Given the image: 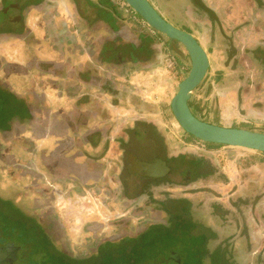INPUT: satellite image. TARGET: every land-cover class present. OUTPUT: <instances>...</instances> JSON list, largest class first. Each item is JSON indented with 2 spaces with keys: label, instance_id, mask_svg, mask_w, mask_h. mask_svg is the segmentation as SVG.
Here are the masks:
<instances>
[{
  "label": "flooded vegetation",
  "instance_id": "obj_1",
  "mask_svg": "<svg viewBox=\"0 0 264 264\" xmlns=\"http://www.w3.org/2000/svg\"><path fill=\"white\" fill-rule=\"evenodd\" d=\"M83 1L88 2V0ZM200 1L212 11L214 17L195 0H172L177 5L178 12L187 15V26L190 28L182 29L156 10L174 26L192 35L195 26L200 23L206 26L207 35L216 29L220 36L218 43L222 46L228 44L232 55L237 57L240 52H244L251 55L252 61L259 64L260 68H264V0H251L249 11L247 8L244 12L241 10L242 15H247L244 19L248 18V22L233 27L225 26L219 20L221 17L224 19V15L227 17L230 11V6L227 7L228 4H225L226 0ZM43 2L45 0H9L6 3L5 0H0V48L12 38L18 39L24 47L22 54L26 57L23 65H16L6 60L0 52V186L4 185L3 188L9 193L12 189L16 190V187L20 188L21 194H24V201H28L35 209L33 212H35L36 232L39 234L37 237L48 247L55 246L60 254L67 257L68 253L64 248L65 229L53 204L59 195L58 190L61 191V187H70L67 185L73 182L70 185L78 202L82 191L95 196V188L99 189L97 184L106 185L109 179H116L119 185L116 194L120 196L126 207L140 200L138 211L150 206L151 213L156 212V216L154 215L150 223L131 239L130 247L127 245L128 241H125L127 236L120 234L121 237L115 240L101 241L97 245L98 248L95 247L94 250L87 252L84 257H71V259L79 262L105 256L116 258L133 255L134 246L151 234H157L161 240L156 241L155 247L149 250L141 247L142 251L137 253L143 254L142 262L139 264H264V183L258 186L251 176V171L238 174L236 181V178H231L222 171L210 157L193 147H186L178 151L179 153L172 152L168 147L166 134L150 119L145 122L144 119L136 117L131 125H123L124 115H119L117 112L122 107L123 100L130 101L131 105L136 107L138 105H144L148 109L151 107V103H144L131 90L129 92L126 84L118 83L117 78H121L120 75L125 72L127 65L133 64L138 69L150 65H162L164 52L153 36L141 34L132 36L133 32H129L131 36L126 41L128 36L125 32L128 31L121 30L112 35L111 41H107L106 46H101L98 53L86 59L87 62L81 63V73L86 78L87 90H90L88 91L90 93H85L90 99L86 102L93 110L87 108L81 116H75L74 120L65 121L62 117L59 119L60 123L58 120L56 123H48L49 108L45 102V92L40 85L43 84L44 77L50 76L51 83L56 84L58 89L64 69L57 58L45 60L35 56L36 46H43L42 43H49V40L44 38L43 27L37 25L42 31L41 36L33 32L35 29L28 26L26 20L29 11L41 9ZM149 2L151 3L150 0ZM86 6L92 14L94 7L88 4ZM73 11L76 20L71 23L70 28L75 30L80 28L81 15L76 5ZM241 14L239 13L238 16L241 17ZM85 15L88 17V12ZM94 16V22L100 20L96 15ZM228 17L230 19L236 16L232 14ZM60 23L59 21L54 41L59 43L62 51L64 43L69 42V39H65L66 35L63 32V30L66 32L67 25ZM90 25L92 26L91 21ZM251 26L256 31L259 29L260 33L248 31ZM86 27L88 29H85L89 30L90 27ZM155 32L161 36L160 32L156 30ZM238 34L245 36V40L243 36L242 41L236 40L235 36ZM194 38L205 50L210 67L209 51L199 41L200 39L195 36ZM172 40L166 39L177 45L176 41ZM186 56L189 59L188 55ZM172 57L174 63L166 67L171 70L178 65L176 57ZM77 70L76 75L74 74L76 77L80 75L78 66ZM14 74L20 76L14 77ZM8 78L18 84L25 82L26 88L20 92L14 90ZM58 93L60 94L61 90ZM102 96L104 98H101ZM188 105L190 107V99ZM78 108L76 106L74 110L78 111ZM64 123L75 131L80 127L82 129L91 127V133H84L82 139L92 137L93 134L98 136L95 143L85 141L92 146V150H97L95 157L87 156L88 151L85 150L84 161L72 162L71 157L63 156V144L60 141L56 143L57 146H53V149L42 152L39 147L32 146L29 140L25 139L24 134L32 132L33 129L41 128L46 133L54 128L62 129ZM118 128L123 129L125 136L110 137L109 132ZM188 136L192 135L188 134ZM111 142L120 146V162L105 159L110 147H114L110 146ZM74 143L76 142L73 141ZM149 152L152 153V157L148 159L141 157ZM131 157L134 161L141 162L160 159L169 170L158 177L134 173L130 170ZM72 158L76 159L77 156ZM114 163L116 166L112 167ZM221 185L228 187L224 190L220 188ZM106 187H103L106 188V195L113 197L117 190L109 185ZM6 195L12 196L11 193ZM168 201L180 202V204L170 205ZM3 204L4 201L0 199V238L3 240L0 241V264H25L27 255L22 241L19 238L17 241L14 238H7L8 235L1 228L2 214H6ZM123 219L125 217L112 224L120 229V233L126 230L125 226H121ZM23 220L32 223L28 217ZM93 221L87 224L85 229L88 233L96 235L103 226L96 219Z\"/></svg>",
  "mask_w": 264,
  "mask_h": 264
},
{
  "label": "rangeland",
  "instance_id": "obj_2",
  "mask_svg": "<svg viewBox=\"0 0 264 264\" xmlns=\"http://www.w3.org/2000/svg\"><path fill=\"white\" fill-rule=\"evenodd\" d=\"M150 1L166 19L177 24L182 29L190 28L187 26V15L184 12H178V7L172 0ZM227 7H229V4ZM249 7V3L244 4L242 11L244 12L246 8L248 11ZM123 9H125V5L122 7V12L124 13ZM126 13H128L127 15H130V17L134 16V22L142 21L138 14ZM243 15L247 17L246 14ZM224 16V19L221 17L219 20L225 26L228 25L233 27L236 24L248 22V18L241 19L240 15L230 19L227 18L226 15ZM245 27L247 28V25ZM195 28L194 31L199 28V39L203 46L209 51L210 67L202 82L192 92L190 98L191 110L198 118L210 123H220L233 127L246 126L245 128L264 132V68H260L258 66L259 64L252 61L250 58L251 55L249 56L244 52H240V55L237 57L232 55L228 44L222 46L218 43L220 36L216 29H213L210 35H207V28L205 25L200 23L195 26ZM248 31H253L257 34L260 33L258 29L256 31L252 26ZM196 34L198 33L196 32ZM141 35L153 36L154 34L144 32ZM160 35L162 39H167L163 34ZM242 36V34H238L235 38L236 40L242 41L243 38L245 40V36H243V38ZM175 43H177L178 49L183 51L181 55L184 58L183 61H185V68L178 71V73H175V69H170L174 72L173 75H171V73L169 74L171 76V81H166V88H164L166 90L159 97L151 98L149 92H145L144 96H142L139 93L137 94L135 90L133 91L142 102L151 103L149 109L144 105H138L137 107L133 106L130 101L123 100L122 107L117 110L118 113H121L120 115H124L125 121L123 125H131L133 119L136 117L144 119L145 122L147 119H150L166 134L168 147L172 152L184 150L186 147H193L203 155L210 157L221 167L222 171L230 175L231 178H236V181H238V174L251 171V176L258 186H260L261 183H264V152L230 145L208 144L205 142L202 143L203 145L198 144L199 139L188 136L174 118L169 107V101L177 90L178 82L187 74L190 67V60L186 56L187 53L185 49L178 41ZM170 54L177 57L180 53L170 49ZM155 70L160 71L158 68ZM123 81L126 82L125 79ZM126 84L128 87L130 86L128 82H126ZM122 130L123 129L120 128V130L117 131V136H125ZM188 141H191V143H188ZM151 154L152 153L149 152L146 153V155H141V157L148 159L153 156ZM183 154L185 153L183 152ZM108 158L112 159L113 162L118 160L120 162L121 151L118 143H115V146L107 153V158L105 159ZM115 166L116 164L114 163L112 167ZM3 183L6 184V182ZM72 183L73 182L70 184ZM70 184L67 185L70 187H61V191L58 190L59 195H57L53 203L56 213L65 229L66 245L64 248L68 253L67 257L70 259L71 257L82 258L87 252L94 250L101 241L107 239L115 240L121 237V235L127 236L125 241H128L127 245L130 247L131 239L135 237L139 231H142L156 214V212L151 213L150 206L145 207L144 210L138 211L140 200L126 207L120 196L116 194L119 189L116 179H109L106 185L104 183L97 184L101 190L95 188V196H90L82 191V195L79 197L78 202H76L77 197L76 194L73 193V188H71L72 186ZM107 185L117 190L113 197L106 195ZM3 186L4 185L0 186V196H2L0 199L4 201L3 210L6 215L13 220L12 224L10 222L11 225L7 224L13 227L11 230L12 233L7 236V238H14L16 241L18 240L17 238H19L20 241H22L21 238L17 236V234H19L24 235L26 238H30L24 241H30L32 240L31 238L35 240L34 237H37L35 225H29L31 221L27 223V221L23 220L25 217H28L33 222L35 220V212H33V210L35 209L28 201H24V194H21L20 188L16 187V190L12 189V191H10L12 196L10 197L6 195L10 193L7 192ZM227 187L228 186H220V188H224V190L227 189ZM6 197H9V199H6ZM167 203L170 205L180 204V202L174 201H168ZM92 214H94V216ZM124 217L125 219L121 222V226H125L126 230H122V233H120V229L112 224H115ZM93 218L102 223L103 226L96 235L88 233L85 229L87 224L94 222ZM7 231L11 232L9 229ZM0 241L3 240L0 238ZM38 248L43 250L41 245ZM56 249L58 250V248Z\"/></svg>",
  "mask_w": 264,
  "mask_h": 264
},
{
  "label": "crops",
  "instance_id": "obj_3",
  "mask_svg": "<svg viewBox=\"0 0 264 264\" xmlns=\"http://www.w3.org/2000/svg\"><path fill=\"white\" fill-rule=\"evenodd\" d=\"M8 1L9 0H5V3ZM119 1L120 0H88L86 3L83 0H45L41 9H31L27 14L26 24H29L28 26H31V28L35 29L33 32H36L37 34L39 33L40 35V32L42 31L37 28V25H39L40 28L43 27L42 29L44 31V38L49 40V43H42L43 46H36L34 49L36 50L35 56L38 59L45 60H56L57 58V60H60L62 63L61 66L64 69V75H61V78L63 77V79L60 81V86L58 89L56 88V84L51 83L49 79L50 76L44 77L43 84L40 85L41 88L43 87L45 92V102L49 108L47 112L49 115L48 123H56V120L59 121V119H62V117L65 118V121L74 120L75 116H81L82 112L86 111L87 108H89V110H93L92 106L87 105L86 102L90 99L87 97V95H85V93L90 90H87L85 82L86 78H84L83 73H81V63L87 62L86 59H89L93 57L95 53H98L101 46H106L107 41H111L110 38L112 35L119 33L121 30L128 31L125 32V35L128 36L125 39L126 41L128 40L127 38H130L131 36V33L129 32H133L132 36L140 35L144 32L154 34L153 37L159 42V46L164 52L162 56V65L160 66L156 64L150 65L146 68L140 67V69H138L137 66H133L132 64L125 67V72L120 75L121 78H117L119 80L117 82L122 83V85L128 82L130 86H127V90H131L132 92L135 90L137 94L139 93L142 96H144L145 92H149V96L151 98L159 97L161 94H163L166 90L164 89L166 88V81H171V76L169 74L171 73V75H173L174 73L170 69L166 68L168 67L166 64L167 58L172 57L170 54V49L180 53L176 57L178 65L175 68V73H178V71L185 68V61H183L184 58L181 55V52L183 51L178 49L177 45H173V42L166 41L156 33H153L155 31L148 27L141 17V22H134V16L130 17V15H127L128 13H126L127 11H125V9H123L125 14L122 12V6ZM251 2V0H226L225 4H229V6H231L228 16H232L233 14L238 17V14L242 13L241 10L244 8V4H250ZM86 4L94 7L92 9V14L96 15V17H98L100 20L96 18V22L93 21L95 16L90 14L89 8L86 6ZM54 5L55 8H53ZM75 5L78 8L79 15H81V21L80 28L78 27V29L73 30L70 28V25L76 20V17L73 15V8ZM87 12L90 19L86 17L87 15H85ZM242 18L246 17L242 15L241 19ZM59 21L61 22L60 24L65 23V25H67L66 32L64 30L63 32L64 35H66L65 39H69V42L66 41L64 43L62 51L60 45H58L59 43L54 41V36L56 35V32L59 28ZM90 21L92 26L90 25ZM52 22H54L55 25ZM100 22L102 23L100 24ZM86 26L90 27L89 30H86L88 29ZM54 29H56V31H54ZM195 32H193V35L199 40L200 30L197 29ZM3 45L4 46L0 48V52L4 55L6 60H8L10 63H15L16 65H23L26 57L22 54L24 47L19 42V40H14L12 38L9 42ZM109 47L110 46H108V48ZM77 66L80 70V75L77 76L78 78L74 76V74L76 75V71H78ZM156 68L161 70L156 71ZM15 76L20 75L14 74V77ZM123 78L127 80L125 83L123 82ZM8 81H10L9 78ZM10 82L16 91L20 92L26 88L25 82L18 84L12 79ZM59 90H61L60 94L58 93ZM101 98L104 97L102 96ZM76 106L79 107L78 111L74 110V107ZM54 114L58 115L59 117H55ZM120 114L121 113L119 112V115ZM39 129H33L32 132H26L24 136H26L25 139L29 140V143L32 146L39 147L42 152L43 150L46 152L47 149H53V146H57L56 143L60 141V143L63 144V156L71 157L72 162L81 163L84 161L86 155L89 157L96 156L95 152L97 150H92V146L85 141L88 140L95 143L98 136L93 134L92 137L90 136L87 139H82V137H84V133H91V127H86L87 130L80 127L77 131H75V129H69L68 125L64 123L62 129L54 128L46 131V133L44 130H41V128ZM119 130L120 128L110 131L109 136L112 138L117 136L116 133ZM73 141L76 143L73 144ZM110 146H115V143L111 142ZM111 148L112 147H110V150ZM85 150L88 151L86 155H84V152H86ZM110 150H108V152ZM75 156H77L76 159L72 158ZM71 174H73V171Z\"/></svg>",
  "mask_w": 264,
  "mask_h": 264
},
{
  "label": "water",
  "instance_id": "obj_4",
  "mask_svg": "<svg viewBox=\"0 0 264 264\" xmlns=\"http://www.w3.org/2000/svg\"><path fill=\"white\" fill-rule=\"evenodd\" d=\"M146 23V25L169 39L178 41L185 49L190 67L178 82L177 90L169 101L170 110L179 126L188 134L203 142L238 146L264 152V132L209 123L195 116L188 101L193 90L200 84L209 67L208 56L194 36L166 20L149 0H124ZM212 17L214 14L200 0H195ZM130 170L143 176L158 177L169 170L164 161L152 162L129 159Z\"/></svg>",
  "mask_w": 264,
  "mask_h": 264
},
{
  "label": "trees",
  "instance_id": "obj_5",
  "mask_svg": "<svg viewBox=\"0 0 264 264\" xmlns=\"http://www.w3.org/2000/svg\"><path fill=\"white\" fill-rule=\"evenodd\" d=\"M154 30V29H153ZM208 144H216V143H209ZM3 215V227H1L2 229H4L3 231L7 233V235L9 236L12 233V226H10L13 222V220H11L9 217H7L6 214H2ZM36 220H34L31 224L29 225H36L35 223ZM11 222V224H10ZM16 223V221H15ZM7 224H10L9 226ZM10 230L11 232L7 231ZM37 234V233H36ZM39 235V234H37ZM21 238L22 243L25 247L26 250V262L25 264H139L142 262V256L143 254H137L140 250L141 247H144L146 249H151L153 247H155V243L156 241L161 240V238H159L157 236V234H151L150 236L144 238L138 245L134 246L132 251L134 252L133 255H126L124 257L121 256H117L116 258H111L109 256H105V257H100L98 259L95 260H88V261H84L81 260L79 262L70 259L68 257H66L65 255L60 254L59 251L56 250V247L51 245V246H47L46 243L43 242V240H40V238L38 237H34L35 240H33V238H31L32 243L30 241H24L26 239H30V238H26L24 235H17ZM29 242V243H28ZM43 250H41L40 247ZM147 250V251H148ZM142 251V250H141Z\"/></svg>",
  "mask_w": 264,
  "mask_h": 264
},
{
  "label": "built area",
  "instance_id": "obj_6",
  "mask_svg": "<svg viewBox=\"0 0 264 264\" xmlns=\"http://www.w3.org/2000/svg\"><path fill=\"white\" fill-rule=\"evenodd\" d=\"M120 1H121V2H119V3L121 4L122 7H123V5H125V11L130 12V13H134V14H137L135 11L132 10L131 7H129V6L125 3L124 0H120ZM173 63H174L173 58H172V57H168L167 60H166V64H167V66H171ZM202 143H203V141H201V140L198 141V144L203 145Z\"/></svg>",
  "mask_w": 264,
  "mask_h": 264
}]
</instances>
